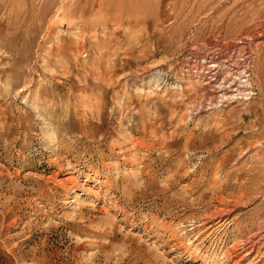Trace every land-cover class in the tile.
Masks as SVG:
<instances>
[{
  "label": "rangeland",
  "instance_id": "obj_1",
  "mask_svg": "<svg viewBox=\"0 0 264 264\" xmlns=\"http://www.w3.org/2000/svg\"><path fill=\"white\" fill-rule=\"evenodd\" d=\"M0 264H264V0H0Z\"/></svg>",
  "mask_w": 264,
  "mask_h": 264
}]
</instances>
